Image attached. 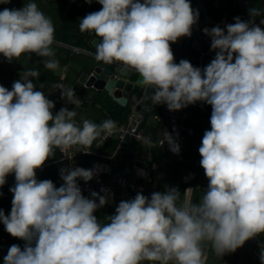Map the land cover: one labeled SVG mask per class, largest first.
I'll list each match as a JSON object with an SVG mask.
<instances>
[{
  "label": "clouds",
  "instance_id": "clouds-1",
  "mask_svg": "<svg viewBox=\"0 0 264 264\" xmlns=\"http://www.w3.org/2000/svg\"><path fill=\"white\" fill-rule=\"evenodd\" d=\"M98 3L101 10L78 24L81 33L94 30L102 38L95 46L98 62H119L126 73H138L133 83L150 89L148 100L170 111L197 101L211 105V128L198 149L207 189L199 203L179 206L176 187L166 185L150 199L138 192L120 201L101 224L93 213L107 203L106 196L91 192L97 203L82 195L77 183V178L90 181L96 169L61 168L64 183L58 188L51 180L38 181L36 169L58 148H90L101 133L105 139L112 136L116 122L83 119L78 125L75 109L67 107L53 114L55 102L34 90L30 79L38 78L39 71H22L11 90L0 86V186L10 173L16 181L9 189L14 194L11 212L0 210V222L26 242L23 250L11 245L4 264H204L206 242L223 256L264 234V29L254 22L260 10L250 9L253 19L248 21L235 17L226 32L219 26L204 28L211 49L218 51L201 69L186 59L175 63L169 43L191 36L198 21L199 11L189 0ZM55 39L54 24L37 3L0 10V53L8 62L35 54L48 58L42 64L54 71L59 67L51 47ZM56 88L67 103L80 106L73 88ZM165 141L179 153L167 131L161 147ZM259 259L264 264V247Z\"/></svg>",
  "mask_w": 264,
  "mask_h": 264
},
{
  "label": "crops",
  "instance_id": "crops-1",
  "mask_svg": "<svg viewBox=\"0 0 264 264\" xmlns=\"http://www.w3.org/2000/svg\"><path fill=\"white\" fill-rule=\"evenodd\" d=\"M34 2L37 3L39 9L44 14H46L47 16L49 15L48 17H50L51 20H53L57 24L56 26L57 28L62 26L64 22H66L68 25L69 23L68 20L69 21L76 20L78 23H76L75 28H73V30L69 29L68 31L63 32L62 34H59V36H63L67 32L68 34H72V35L78 34L82 36L84 44L77 45L75 42L67 43L64 41H60V40L59 41L66 44L65 47L69 48L70 46H72L73 48H79L80 50H82L79 51L80 53L88 56L91 55V53L89 52L90 49L86 43V39L83 36V34L80 32L78 27L79 24L78 12L82 5L71 2V0L70 1L69 0H34ZM56 6H58V8ZM54 13H56V16L54 15ZM74 13L78 15L76 17H73ZM224 16L225 15H223L221 17L222 19L220 20L221 27L223 24L222 21H224L225 19ZM67 28H69V26ZM214 58L215 56H211L208 54H201L194 58L192 57L180 58L176 63H179L181 59H186L194 67H199L203 69ZM83 69H84L83 67H79V74L76 75L75 77L74 85L76 84L78 77L80 76ZM62 72L66 76L68 74V66H63ZM68 83L66 82L67 86H69ZM74 85L72 86L73 89H74ZM0 86H4L5 88H8L9 85H6L0 81ZM75 93L78 98H81L83 101L85 100V102L89 103V105L87 106L86 104H84L85 108L82 112L83 119L91 120L93 122H96L97 124H99L103 120L111 119L112 117L111 114L114 113V110L112 109L115 108L119 109L120 106H123L113 99L104 101L105 99L103 100L100 98L99 100L98 99L96 100L97 98L96 94L97 95H102V94H98V91L93 87L89 88L86 86L85 87L82 86L79 90H75ZM134 99L136 98L130 99V101L126 105V107H129V110H130V105ZM147 105L148 104L146 102V99L144 98L141 104V108L146 111ZM80 108H82V105L80 106ZM99 108L103 109V113L100 111ZM211 113H212L211 105L202 101H197L195 104H189L187 107L181 108L180 110H176L175 116L173 118L168 117L167 115L158 114L157 112L154 111L151 112L149 119L142 126V130L143 132L153 136L154 140L157 143L155 142V144L149 146L134 140L133 143L134 142L139 143V146H141L142 149L140 152L138 151L132 152V145H131L129 151V158H138L146 162V167L144 171L145 173H141V174H145V182L141 186H139L138 189L145 190L149 194H152L153 192H157V191L162 192L164 191L165 186L167 185V180L169 178H175L176 179L175 182L177 183L182 182L188 184L186 185L184 192H181L180 184H178L179 186L176 187L183 196L181 203L185 201H189L192 203L193 185L191 182L197 177H201L203 182L201 185L209 181L205 175L204 169L200 165L201 156L198 149L201 146L204 132L206 130H210L211 128L210 125ZM119 118H120L119 116H116L114 118L116 124L121 122ZM164 131L170 133L173 136V138L176 140V142L179 144L180 151L178 154L173 153L170 150V146L167 143V141L164 142L162 147L158 143L159 140L163 139ZM123 150L119 151L118 153L116 152L117 153L116 157H118V160L121 159ZM81 157H85V156L82 155ZM105 158H107L106 161L102 160L104 165H102V163H99L101 165L98 164L97 166L98 170L104 168L107 164L109 167V165L118 163L117 160L116 162H114L115 161L114 156L112 155H106ZM52 164L54 166V173L56 174L57 178H61L60 176L61 168H63L66 165L67 167H69L68 164H65L64 162L55 161ZM160 164L161 167L163 168L161 171L159 170ZM75 167H82V166L74 164V166H72L71 168H75ZM142 170H144V168H142ZM151 173L154 174L151 175ZM36 177H37V173H36ZM171 186L175 187L174 185ZM148 189H150L151 192L148 191ZM202 190L205 191L204 189ZM96 202L99 203V201L97 200ZM177 205L179 206L180 203H177ZM112 209H114L112 206L105 204L104 206L99 207L93 214L98 218L101 224H104L108 222L107 213L110 212ZM18 240L21 239L20 238L15 239L13 237L9 238L7 236L4 237L3 240L4 245L3 247H0V264H4V257L7 255L8 252V250H6L7 248H10V246L13 244L19 246L22 244L19 243ZM245 244L246 246L244 247L243 245L241 248H245V249L249 248L247 242H245ZM5 246H7L6 249ZM246 250L249 251V249ZM208 256L209 253L205 252L203 257L204 264H214L215 258L208 261ZM240 257H242V251ZM229 262L230 261L226 259L222 264H228ZM242 264H255V261H253V258H248V257L246 258L243 255Z\"/></svg>",
  "mask_w": 264,
  "mask_h": 264
},
{
  "label": "water",
  "instance_id": "water-1",
  "mask_svg": "<svg viewBox=\"0 0 264 264\" xmlns=\"http://www.w3.org/2000/svg\"><path fill=\"white\" fill-rule=\"evenodd\" d=\"M229 1H232V5L241 10L250 11V9L255 8L264 11V0H189L192 8L199 11V18L197 23L192 26L191 36H181L176 42H169L175 63L183 57L194 58L201 54L216 55L218 49H211V36L203 32L204 28L210 30L215 26L221 27L219 20L212 19L210 16L209 4L215 9L228 8ZM140 2L143 3L144 0H140ZM101 8L102 5L98 3V0H92L91 3L86 0L78 12L79 22L88 13L99 11ZM82 34L92 54L89 55L91 59L85 64L74 85L75 90H79L82 86L93 87L98 91V94H105L123 106H126L130 99L145 95L148 105L140 128L147 122L152 111L172 118L175 116L176 110L170 111L166 104H153L148 100L150 89L142 88L133 83L140 78L138 73H126L119 62L108 65L102 61L98 62L94 58L95 46L102 40L101 37L95 34L94 30L91 34ZM133 141L134 138L131 137L127 142L120 161L111 165L109 171L97 177L95 192L106 196V204L114 208L111 210L110 215L115 214V209L120 201L134 199L138 192L149 197V199L151 198V194L138 189L145 182V174L141 173H145L146 162L138 158H129ZM101 189H106L107 192L101 191ZM95 199L99 201L98 197H95Z\"/></svg>",
  "mask_w": 264,
  "mask_h": 264
},
{
  "label": "trees",
  "instance_id": "trees-1",
  "mask_svg": "<svg viewBox=\"0 0 264 264\" xmlns=\"http://www.w3.org/2000/svg\"><path fill=\"white\" fill-rule=\"evenodd\" d=\"M13 0H10L9 3H0V10H3L4 8L12 9L13 7L11 6ZM25 4V3H24ZM220 11L214 12V18L217 20L223 16L222 10H226L229 15H235L236 17H240L241 20L243 21H248L250 17V11L248 10H241L236 6L231 5L228 9H219ZM46 15V14H45ZM56 16V13H54ZM78 15V14H77ZM75 13L73 14V17L77 16ZM47 16V15H46ZM49 16V15H48ZM264 17V11L260 10V15ZM54 27H55V40H60L64 41L67 43L75 42L77 45L84 44L82 36L78 34H68V32L63 35L59 36V34H62L65 31L73 30L75 28L76 23H78L76 20L75 21H69L68 20V25L66 22L60 27H56L57 24L52 20ZM60 25V24H59ZM69 26V28H67ZM52 49L55 52L54 59L59 61V67L57 69L53 70H48L46 69L43 64L42 60L43 59H48V58H42L39 56H36L35 54H23L21 55L17 60H13L12 62L6 61L5 63L1 62L0 60V81L4 84H9L13 85V82L18 80L20 78V73L25 70L29 69H35L38 70L40 75L38 78H32L30 79L33 81L35 84V89L37 91H42L44 95L55 102V107L51 110L53 114L58 112L61 107H67L69 110L75 109L79 119H82L83 121V115L82 112L84 110V104L89 105V103L85 102V100L82 103V108L75 107V105L67 103L65 99L61 98V90L56 88V85L58 84H63L65 88L66 87V82L68 83L69 87L71 88L74 83H75V77L76 75L79 74V67H85V64L90 61V56L82 54L77 51H73L71 48L65 47V46H60L56 43H54L52 46ZM34 61H38L37 63H34ZM34 63V64H32ZM63 66H68V74L65 76V74L62 72ZM43 84V87L41 88L40 85ZM76 94V93H75ZM96 100L98 99H105L106 100H112L111 97L107 95H97L96 94ZM120 106V105H119ZM100 111L103 113V109L99 108ZM114 110V113L111 114L112 117L111 119L114 121V118L116 116H119V120L121 122L125 121L127 118V115L129 114L130 110L129 107H123L120 106L119 109L115 108L112 109ZM117 139L116 138H111L102 148L96 149V151L99 153L98 154H87L85 157L79 156L75 164L85 167V168H93L95 165V162L99 160L106 161L107 158H105L106 155H112L114 156V162H119L117 153L121 150L116 151L117 147ZM142 149L141 146H139V143H133L132 144V152H140ZM117 152V153H116ZM59 158V149L55 150V154L53 156H50L42 167L37 169V177L36 179L38 181L41 180H51L53 184L58 188L60 187L64 181L61 178H57L56 174L54 173V166L53 162L57 161ZM117 158V159H116ZM63 168H67V165L64 166ZM163 168L161 167L159 170L161 171ZM154 174V173H153ZM151 173V175H153ZM152 179V178H151ZM96 181L98 179L92 178L90 181L85 182L84 180L77 178V183L79 187L81 188L82 195L88 198H93L91 197V192L95 191L96 188ZM175 178H169L167 180V186L173 187L171 185H174L175 187H178L180 184L181 192L185 191L187 183H177L175 182ZM15 176H13L10 180L9 183L6 185L4 189H0V210L4 211L5 215H9L11 212V207H12V199H13V193L9 190L11 187L15 186ZM193 185V193H192V203H199L202 196L204 195V191L201 189L202 188V179L201 177H197L194 179L192 182ZM82 187H85L83 189ZM148 191L151 192L150 189ZM94 199V198H93ZM183 196L180 194V199L177 201V203L182 202ZM13 237L10 235L6 230L5 226L3 225L2 222H0V247H3L4 245V237ZM260 240H264V234H259L256 236ZM17 239L16 237H13ZM26 242H23L20 247L23 250L24 245ZM7 246H5V249ZM7 248L6 250H8ZM203 250L204 254L205 252L209 253L208 256V261L211 259L215 258L214 264H222L226 259L230 261V264H238V258L241 256V248L239 247L235 252L227 253L223 256H218L214 250L211 247V244L206 242L203 245ZM216 254V255H215ZM217 261V263H216ZM142 264H150L148 261L142 262Z\"/></svg>",
  "mask_w": 264,
  "mask_h": 264
},
{
  "label": "built area",
  "instance_id": "built-area-1",
  "mask_svg": "<svg viewBox=\"0 0 264 264\" xmlns=\"http://www.w3.org/2000/svg\"><path fill=\"white\" fill-rule=\"evenodd\" d=\"M78 52L82 51L79 48H75ZM91 54L92 52L89 51ZM0 53V57H1ZM67 88H70L69 86L66 85ZM72 88V87H71ZM75 91V90H74ZM145 98V95H142L139 98H136L132 101L131 105H130V112L127 115V118L124 122H120L118 124H116V129L113 132V135L110 137H106V133H101V136L97 138L96 141H94L93 145L90 148H83L80 145H75L72 146L70 148L67 149H59V158L57 159L58 162H64L65 164H68L69 167L74 166L76 159L79 156L82 155H87V154H98L99 153L96 151V149L102 148L111 138H116L118 143H117V147H116V151L118 150H123L124 147L126 146L127 142L129 141V139L131 137L134 138V140L138 141L139 143L145 144V145H149L151 146L152 144H155V140L153 138V136L143 132L142 128H140L144 118H145V114L146 111L144 109L141 108V104L143 102ZM81 100V104L83 103V100L81 98H79ZM75 122L80 125L82 124L81 119H79L78 117H75ZM157 143V142H156ZM159 144H161V140L158 141ZM85 151H88L87 153ZM99 163H102V160H97L95 162V166L93 168H88V169H96L95 175L93 176V178L98 177V175H100L103 172H107L109 171L111 165L108 164L98 170L97 166ZM101 165V164H99ZM13 176H15L14 173H10L7 175L6 177V183L2 186H0V189H4L8 183V180L10 178H12ZM208 183H205L202 185V189L206 190ZM249 244H251L252 246L256 247V249L260 252L261 248L264 247V240H260L258 239L256 236L253 238H250L248 240Z\"/></svg>",
  "mask_w": 264,
  "mask_h": 264
},
{
  "label": "rangeland",
  "instance_id": "rangeland-1",
  "mask_svg": "<svg viewBox=\"0 0 264 264\" xmlns=\"http://www.w3.org/2000/svg\"><path fill=\"white\" fill-rule=\"evenodd\" d=\"M70 1V0H69ZM28 2H34V0H13V2H12V4H11V6L13 7V8H16V9H19V8H22L23 6H24V3H28ZM71 2H74V3H77V4H80V5H83L85 2H86V0H71ZM57 8H58V6H56ZM12 8V9H13ZM223 15H225L224 16V21H222L223 22V24H222V28L223 29H225V31H226V25H228V24H231L232 22H235V15L233 16V15H229V13L228 12H223ZM250 19H253L252 17H249V20ZM261 19H264V17L263 16H256V17H254V22L256 23V24H258L262 29H264V24H260V20ZM54 43H56V44H58V45H60V46H66V44H64V43H62V42H60L59 40H55V42ZM69 48H71L73 51H77L75 48H73L72 46H70ZM0 60H1V62H3V63H5L6 61H7V59L3 56V54H1V57H0ZM38 61H34V63H37ZM34 63H32V64H34ZM7 85V84H6ZM9 85V84H8ZM8 88H9V90H11V88H12V85H9L8 86ZM83 189H85V187H82ZM111 212V211H110ZM110 212H108L107 214H108V216H110ZM18 242L19 243H23L24 242V240H18ZM247 242V245H248V247L249 248H246V249H249V251L248 250H246L245 248H241V251H242V257H239L238 258V264H242V258H243V255H244V257H248V258H253V261H255V264H261V261H260V259H259V251L256 249V247H254V246H252L251 244H249V242H248V240L246 241ZM244 245V247L246 246V244L244 243L243 244ZM245 263V262H244ZM228 264H230V262L228 263Z\"/></svg>",
  "mask_w": 264,
  "mask_h": 264
},
{
  "label": "flooded vegetation",
  "instance_id": "flooded-vegetation-1",
  "mask_svg": "<svg viewBox=\"0 0 264 264\" xmlns=\"http://www.w3.org/2000/svg\"><path fill=\"white\" fill-rule=\"evenodd\" d=\"M233 4V2L232 1H229V6H228V8L231 6ZM209 7H210V16L212 17V19H215L214 18V12H215V10L216 11H220L219 9H228V8H223V7H220L219 9H215V8H213L212 6H211V4H209ZM223 12H227L226 10H222V13ZM222 18H219V19H217V20H219V22H220V20H221Z\"/></svg>",
  "mask_w": 264,
  "mask_h": 264
}]
</instances>
